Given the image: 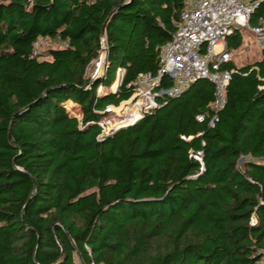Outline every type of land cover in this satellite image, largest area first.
<instances>
[{
	"label": "trees",
	"instance_id": "obj_1",
	"mask_svg": "<svg viewBox=\"0 0 264 264\" xmlns=\"http://www.w3.org/2000/svg\"><path fill=\"white\" fill-rule=\"evenodd\" d=\"M185 2L0 0V264H264V49L224 66L213 125L216 88L200 77L101 136L102 111L158 73ZM39 37L67 44L36 54Z\"/></svg>",
	"mask_w": 264,
	"mask_h": 264
},
{
	"label": "built area",
	"instance_id": "obj_2",
	"mask_svg": "<svg viewBox=\"0 0 264 264\" xmlns=\"http://www.w3.org/2000/svg\"><path fill=\"white\" fill-rule=\"evenodd\" d=\"M261 0H186L180 15L178 28L169 42L161 49V66L157 74L140 73L130 84L132 94L118 105L110 104L102 111L99 120L101 136L105 137L118 129L131 125L161 106L163 99L181 94L187 86L200 77L209 78L215 85L216 98L211 107L216 112L210 121L213 125L219 119L218 112L227 102V88L232 71L224 66L234 61L235 49H229L227 39L235 31L248 29L255 36L257 47L264 49V18L255 25L251 16ZM242 34V33H241ZM244 38V34H242ZM48 39L39 37V40ZM60 45L67 44L59 41ZM248 46V44H247ZM106 37L97 59V66L91 76L98 77L107 65ZM94 61V60H93ZM122 70L118 71L117 81ZM120 73V74H119ZM163 77L172 81L162 86ZM264 81V76L262 77ZM264 87V84L262 85ZM99 89H102V84ZM204 117L199 116L202 120ZM185 139L190 137L184 136ZM203 166V150L191 152ZM244 158V157H242Z\"/></svg>",
	"mask_w": 264,
	"mask_h": 264
},
{
	"label": "rangeland",
	"instance_id": "obj_3",
	"mask_svg": "<svg viewBox=\"0 0 264 264\" xmlns=\"http://www.w3.org/2000/svg\"><path fill=\"white\" fill-rule=\"evenodd\" d=\"M241 33L244 34L243 38V45L236 50V54L234 57V62L238 66H242L248 63H253L257 59L260 58L261 53L260 49L257 47L255 43V36L253 33H251L248 29L242 28ZM248 44V46H247ZM60 45L59 41L54 39H40L39 43L37 44V52L42 54H47L49 47L51 46H57ZM97 66V60L92 61L88 66V73L91 75L95 71V68ZM120 74V73H119ZM112 89V87H111ZM114 90V89H112ZM69 109V112L73 116H77L78 118H81V112L77 108L76 105H69L67 106ZM244 158H240L239 163L243 166L244 164Z\"/></svg>",
	"mask_w": 264,
	"mask_h": 264
},
{
	"label": "crops",
	"instance_id": "obj_4",
	"mask_svg": "<svg viewBox=\"0 0 264 264\" xmlns=\"http://www.w3.org/2000/svg\"><path fill=\"white\" fill-rule=\"evenodd\" d=\"M116 83V82H115ZM115 83H114V85H115ZM114 85L112 86V89H114L115 90V88H114ZM73 103V102H72Z\"/></svg>",
	"mask_w": 264,
	"mask_h": 264
},
{
	"label": "water",
	"instance_id": "obj_5",
	"mask_svg": "<svg viewBox=\"0 0 264 264\" xmlns=\"http://www.w3.org/2000/svg\"><path fill=\"white\" fill-rule=\"evenodd\" d=\"M118 83H119V81H118ZM108 136V135H107Z\"/></svg>",
	"mask_w": 264,
	"mask_h": 264
}]
</instances>
